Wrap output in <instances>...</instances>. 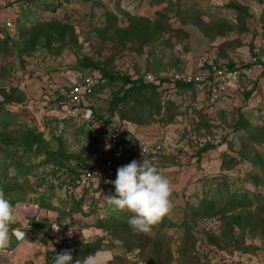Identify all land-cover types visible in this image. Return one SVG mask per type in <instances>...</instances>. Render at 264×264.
Listing matches in <instances>:
<instances>
[{"label":"rangeland","instance_id":"374dc122","mask_svg":"<svg viewBox=\"0 0 264 264\" xmlns=\"http://www.w3.org/2000/svg\"><path fill=\"white\" fill-rule=\"evenodd\" d=\"M119 8L150 20L165 11V23L175 32L164 33L153 44L133 38L124 46H116L99 33V28L113 14L119 26L127 25ZM53 20L73 27L74 42L66 35V45L57 54L38 45L31 53L20 51V24L31 29L39 22ZM255 39L264 42V0H0V42L5 43L4 51L0 45V101L4 99L1 90L11 93L10 101L5 100L2 106L16 114L17 123L10 124L9 129L18 130L10 137L19 140L22 130L33 128L45 142V150L38 155L27 154L19 170L11 165L6 169V161L0 159V190H10L5 195L14 201L17 215L11 227L23 234L22 243L11 237L8 247L0 250V260L12 250L21 260L26 257L34 264H48L46 257L51 260L55 252L92 243L100 248L92 255L99 253L110 264H264L263 221L258 225L253 220L252 229H245L242 235L240 229L229 230L230 212L206 216L203 210L207 208L202 205L204 200L213 199L215 211L225 203L226 199H221L224 195L228 198L238 193L253 198L252 207L264 208V141L249 142L250 134L264 128V84L257 81L252 85L243 79L246 83L230 95L228 107L215 108L216 104L210 107L195 102V94H199L196 89L185 91L165 83V88L158 89L175 107L167 123H162L156 113L146 123L123 104L119 111L125 108L128 115L121 118L119 111L109 113L112 88L108 84L92 93L89 109L94 115L110 117L109 122L125 121L136 134L143 126L165 125L164 138L173 142L161 150L156 162L145 159L168 178L172 194L170 211L149 233L141 235H130V228L114 231L131 213L107 202L108 195H116L113 183L102 190L87 191L68 184L74 175L71 170L80 172L89 165L94 135L82 118L64 116L61 94L73 75L81 71L76 63L83 56L105 61L106 69L133 79L147 72L169 77L210 61L242 63L248 60ZM234 40L240 44L234 45ZM50 44L53 49L58 42ZM120 86L118 82L117 88ZM250 90L251 95L245 98ZM147 110L145 107L143 113ZM239 117L244 119L241 126ZM197 125H210V133L222 139L199 158L191 144L187 150L176 145L183 142L186 146L188 131ZM143 159L128 156L123 165ZM32 205L38 208L36 212L30 210ZM195 209L199 215L192 223ZM29 215L39 227H28L24 221ZM260 216L264 218V212ZM183 222L192 229L187 232ZM133 236L139 244L146 237L153 239L158 250L132 245Z\"/></svg>","mask_w":264,"mask_h":264},{"label":"trees","instance_id":"16d2710c","mask_svg":"<svg viewBox=\"0 0 264 264\" xmlns=\"http://www.w3.org/2000/svg\"><path fill=\"white\" fill-rule=\"evenodd\" d=\"M119 11H121L120 8ZM164 12L158 13L157 16L154 18V20H150L146 17L137 18L134 15H130L126 11L124 12L121 11L122 16L127 20L128 24L125 26H119L117 24V20H118L117 16L113 14L112 15L113 18L111 19L110 17L108 19V22L105 24V26L99 28V33H103L104 35L108 36L110 40L116 42V46H124L127 42L132 41L133 38L137 39L138 41H141L142 43L147 42L153 44L154 41H156L164 33L170 34L169 32H175V30L170 28V26L165 23L164 19H166V14ZM19 28H20L19 46L21 49L20 51L22 52L23 50V52L25 53H31L34 49H36V46L38 45V47L47 48L48 50L51 49L52 53L57 54L60 53L63 47H65L66 45V40H65V37H67L66 35H68L69 41L71 42L73 41V37H74L73 27H68L67 24L56 20L39 22L35 24L31 29L24 28L23 26L21 27L20 24ZM53 40L57 41L58 45H56L52 49L50 43ZM233 42H235L234 45L240 44L239 41L236 40H234ZM0 45L2 47L1 48L2 51H4L5 43L0 42ZM105 65H106L105 61L103 62L95 61L91 58L83 56L76 63V68L81 71H83L86 68L95 69L101 73L104 82L96 85L94 91L104 87L106 84H108V86L112 88L111 98L109 99V109L107 110L109 113L112 114L114 111H119V106L123 104L124 106L127 107L129 106V110L133 112L136 115V117L143 119V121H145L146 123L149 121V119L153 120L152 115L155 113L158 114L159 119L162 121V123L170 122V120L172 119V111H175L174 102L170 99L164 100L162 97L163 90L160 91L158 89V87L162 82L170 81V76L169 77L154 76L155 79L158 80V82L160 83L158 84L155 82L146 81L144 79L145 74L134 79L127 75L115 74L112 71L106 69ZM230 65H233V63H230ZM202 67L206 69L209 68L210 65L203 63ZM179 71L182 70H178L177 72ZM118 82L121 83V86L119 88H117ZM173 86L177 89L180 90L183 89L185 91L192 90L194 92L195 90L193 84L185 83L183 81H176L174 82ZM1 91L4 96V99L2 98V100L0 101V128H1L0 159H2L3 162L6 161L5 162L6 169L7 166L11 165L14 166L15 170H19L22 165V159L27 154L33 153V155H38L40 152L42 153L45 150L44 149L45 142L42 139V134L40 132H36L33 128H27L24 129V131L22 130L21 134L19 135V140H13L12 137H10V135L15 134V132H18V130L9 129L10 124L17 123L16 114H13L8 110L7 111L3 110L2 103L5 102V100H7V102L10 101V98H12V96L10 92L5 93L4 90ZM15 91H16L15 89L12 90L14 94ZM251 91L252 90H250L249 93L247 92L244 94L245 98L248 97ZM145 107H148V110L147 113L144 114L143 109ZM119 112L121 114V118L124 117V115H128L127 113H129V111L125 108H122ZM96 117L103 119L104 122H108L110 118V117L105 118L103 116H96ZM243 121L244 119L242 117H239V120L237 122L238 126H241ZM194 129L199 132L202 130L203 132L210 133L211 131L210 125H204V126L197 125L196 127H194ZM259 133L260 135H258ZM255 135H251V134L249 135V138L251 140L249 142L256 141L260 143L264 141V128H259L258 133L256 132ZM92 144H94L95 147L96 138L94 136H93ZM214 146L215 145H207L205 147L199 148L196 150L195 154L199 158L203 155L205 151H207L210 148H213ZM135 156L136 155L134 154L129 155L130 159L133 157L135 158ZM141 157L144 158V156ZM145 159L147 160L146 156ZM262 166L264 168V164ZM71 171L74 173V175L68 184L70 186L75 187L76 184L74 179L78 176L80 172L78 170L76 171L75 169ZM4 174H6L5 169H4ZM252 180L258 182L256 176L253 177ZM82 190L87 191L88 188ZM7 192H10V190L7 189L5 194H7ZM240 195L241 197L238 195V193H232V195L228 198H226V196L224 195L221 199H226L225 203L220 204V207H218L217 210L215 211L213 209L214 200L213 199H211V201L204 200L202 202V205L204 208H207L206 211L203 210L204 215L213 216L218 213L226 214L227 212H230L228 215H230L231 220L227 222L229 230L232 228L240 229L243 235L245 229L246 231L252 229L251 222H253V220H256L258 225L261 224L262 221L264 222V218L260 216V213L264 212V208L261 209L258 208L259 209L258 210L255 207H252L254 206L253 205L254 199L249 197V195L248 196L245 194H240ZM256 199L258 200L259 198ZM10 202L11 204L14 203L13 200H10ZM207 202H208V207L206 205ZM192 210H194V208H192ZM198 215H199V210L195 209V212H193V216L190 222L195 223L196 219L198 218ZM128 220L129 218H126L125 222L123 223L121 222L122 227L120 223L118 229L114 231H120L121 229H123L124 231H128V228H130L132 231L130 235L136 234L130 227ZM182 226L185 228L187 232L190 229H192L190 225L186 224V222H183ZM132 239H133L132 245L136 247L140 246L154 250L156 249V247H154L153 239L146 237L145 239L142 240L143 243L141 244H139L140 240L136 239V236H133ZM239 243L242 244V239L239 241ZM155 245L159 247V242L158 241L155 242ZM99 249H100L99 246L92 245V243L83 244L80 245L79 247H76L75 250L71 251V255L73 256V261L71 262V264H76L77 257H80V260L83 261L85 257L94 254ZM158 253L159 252H156V254ZM111 261H113V259ZM110 263L111 262L109 261L108 264Z\"/></svg>","mask_w":264,"mask_h":264},{"label":"built area","instance_id":"2783aa9c","mask_svg":"<svg viewBox=\"0 0 264 264\" xmlns=\"http://www.w3.org/2000/svg\"><path fill=\"white\" fill-rule=\"evenodd\" d=\"M251 46L248 60L242 63L230 65L227 62H210V67L206 69L201 66L196 70L174 72L170 75V81L161 84L151 73H146L144 79L158 83L162 88H165V83L169 87L176 81L191 83L198 92L204 93L209 104H214L228 94L238 81L249 80L254 73L264 77V42L255 39ZM103 82L104 79L98 70L86 68L77 71L71 83L62 88L61 93L65 104L64 116L82 118L81 121L85 122L96 138L89 165L74 179L76 187L82 189L102 190L109 186L117 177V169L123 166L129 155L143 156L141 143L147 150L145 156L149 162H156L161 150L173 145V142H167L165 138V141H144L125 121L104 122L103 119L96 118L89 109V99L95 86ZM186 139V146L183 142H176L178 149L187 150L188 144H191L197 150L207 145H217L222 141L217 135L195 129L188 131Z\"/></svg>","mask_w":264,"mask_h":264},{"label":"clouds","instance_id":"9594fccd","mask_svg":"<svg viewBox=\"0 0 264 264\" xmlns=\"http://www.w3.org/2000/svg\"><path fill=\"white\" fill-rule=\"evenodd\" d=\"M141 146L143 161L132 160L117 169V177L111 181L116 195H108L107 202L120 211L131 213L128 223L135 233L147 234L170 211L172 187L167 177L145 161L147 150L142 143ZM16 222L14 206L0 190V250L8 247L13 236L18 241L23 240V234L11 227ZM72 261L70 250L55 252L53 257V264H71ZM76 264H108V260L97 253L83 261L77 260Z\"/></svg>","mask_w":264,"mask_h":264},{"label":"crops","instance_id":"0c3cea01","mask_svg":"<svg viewBox=\"0 0 264 264\" xmlns=\"http://www.w3.org/2000/svg\"><path fill=\"white\" fill-rule=\"evenodd\" d=\"M223 59V58H222ZM227 60H229V58H227ZM211 62V61H210ZM215 63V62H214ZM219 63V62H217ZM240 63V62H238ZM238 63H233V64H238ZM254 75H256L255 77L253 76L251 79H249V81L247 82H250V84H255L257 81H258V84H260L261 86H263L264 84V77L262 75H257L256 73H254ZM244 81L243 80H240L237 82V85L233 88V89H230L228 94H226L223 98H221L219 101H217L216 103H214L215 105V108L218 107V108H223V107H228L227 103L232 100L230 98V95L236 91L237 87L240 86V88L237 90L239 92V90L242 88V86H244V84L246 83H243ZM251 95V94H250ZM196 96V100L195 102H198V104L201 106V105H206V106H210V107H213V104H210L208 103V100H207V97H205L204 93H201L199 92V94H195ZM250 97V96H249ZM195 104V103H194ZM166 127L165 125L163 126H160L158 124H153V125H148L146 128L143 127H140L139 128V132H138V136L144 140V141H163L164 140V137H166L165 133H166ZM165 141V140H164ZM209 152V151H207ZM206 153V151L204 152ZM203 153V154H204ZM31 208L32 207H35L36 209H31L30 210H33V212H36L37 211V207L32 205L30 206ZM28 227H39L38 224L36 223L35 221V218L32 216H28L26 221H24ZM17 240V239H16ZM18 241V240H17ZM16 242V241H15ZM19 243H22V241H18ZM30 245V244H29ZM32 246V245H31ZM15 250V249H13ZM12 250H9L8 254L6 255V258H2V260H0V264H34L33 262H31V260H29L28 258H24L21 260V258H19V256H17L16 254H13L11 252ZM27 252L30 254V248L27 250ZM26 254L25 256L29 255V254ZM16 255V256H15ZM14 257V258H13ZM45 262H47L48 264H53V258L50 260L46 257V260Z\"/></svg>","mask_w":264,"mask_h":264}]
</instances>
